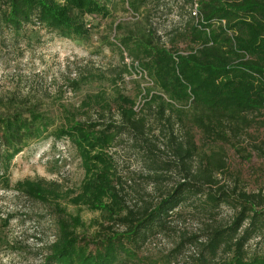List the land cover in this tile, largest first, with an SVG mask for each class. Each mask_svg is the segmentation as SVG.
Masks as SVG:
<instances>
[{"label": "trees", "instance_id": "obj_1", "mask_svg": "<svg viewBox=\"0 0 264 264\" xmlns=\"http://www.w3.org/2000/svg\"><path fill=\"white\" fill-rule=\"evenodd\" d=\"M63 1L0 0V33L16 45L21 40L27 43L37 40L41 29L63 39L88 36L90 25L86 17H108V6L113 0ZM151 2L126 0L135 15L141 14ZM195 4L199 20L189 12L183 27H173L166 33L164 43V34L150 23L135 31H125L124 26L117 25L115 31H123L117 41L168 97L166 102L161 95L152 96L148 104V112L156 113L158 122L166 119L170 123L174 114L181 118L183 112L175 113L174 103H189L191 125L204 141L230 143L264 120V0H184L180 6L191 10ZM155 5L157 9L163 6V0ZM142 16L148 20L144 13ZM182 44L186 46L183 50ZM7 101L4 103L0 97V106L12 104V99ZM156 102L159 110L153 112L152 105ZM15 107H7L9 111L0 116V154L7 168L15 156L31 142L42 139L45 132L43 115L24 103ZM106 111L112 113L110 108ZM118 114L119 123L100 122L106 117L101 113L97 122L69 120L70 126L56 133V139L69 138L84 160L87 175L76 202L95 211H109L110 225H102L89 237L76 232L78 223L73 219L58 222L48 264H175L178 253L154 261L144 251L153 238L171 225L172 219L182 215L183 206L198 198L203 199L202 206L197 208L211 220L220 215L223 206L238 213L229 226L206 233L204 243H191L198 246L192 264H264V255L250 259L246 250L255 237L260 235L264 239V197L229 192L220 186L217 175L227 169L224 155L215 150L212 155L201 153V146L191 133L174 151L181 182L158 203H145L137 210L121 207L123 199L108 150L121 137L130 138L134 148H147V133L155 129L146 114L139 116L134 111L132 100L119 107ZM153 149L156 146L150 144L145 153L152 157ZM152 164L150 171L157 175L172 173L175 166ZM160 178L154 180L158 182ZM24 184L19 188L27 198L47 199L42 183ZM57 187L53 184L52 190L56 192Z\"/></svg>", "mask_w": 264, "mask_h": 264}, {"label": "rangeland", "instance_id": "obj_2", "mask_svg": "<svg viewBox=\"0 0 264 264\" xmlns=\"http://www.w3.org/2000/svg\"><path fill=\"white\" fill-rule=\"evenodd\" d=\"M156 1L152 0L141 14L135 15L126 0H113L108 6V17H86L89 34L80 38L63 39L41 29L37 40L31 43L21 40L16 45L0 33V97L4 103L12 99L7 107L17 109L15 105L24 103L45 117L42 139L31 142L11 160L8 168L0 154V264H48L49 247L56 240L57 223L62 220L73 219L78 223L76 232L89 237L102 225H110L109 211H95L76 202L87 175L84 160L69 138L56 139V133L69 127V120L94 123L99 121L101 113L106 117L100 122L119 123V107L127 100L133 101L139 116H148L149 124L155 129L147 133L148 147L153 144L156 149L154 156H148L147 146L134 148L130 138L121 137L108 150L123 209L137 210L145 203H158L181 182L174 151L178 143L186 142L189 133L196 137L201 153L212 155L211 151L215 150L224 155L227 169L217 175L220 186L229 192L264 197V120L238 139L223 144L204 141L201 133L192 127L189 103H174L173 111L183 113L181 118L174 114L170 123L166 119L158 122V115L148 112L152 96L161 95L166 102L169 99L119 45L117 39L123 31L115 28L120 24L125 31H135L150 23L165 36L173 27H183L190 11L180 6L184 0H163V6L158 9ZM221 24L225 27L226 22ZM162 41H167V36ZM185 47L182 44L180 49ZM158 105L159 102L152 105L153 112H158ZM7 107L0 106V116L9 111ZM109 108L111 114L106 111ZM152 162L175 166L172 173L157 175L150 171ZM159 176L158 182L154 180ZM27 182L42 183L47 199L42 202L27 198L19 188ZM53 184L58 186L56 192L52 190ZM201 199H191L183 206L182 215L172 219L171 225L147 244L144 255L159 261L178 253L175 264H192L198 246L191 243H204L206 233L229 226L238 213L223 206L220 215L211 220L197 208L202 206ZM262 241L259 235L249 242L246 250L250 259L264 255Z\"/></svg>", "mask_w": 264, "mask_h": 264}, {"label": "built area", "instance_id": "obj_3", "mask_svg": "<svg viewBox=\"0 0 264 264\" xmlns=\"http://www.w3.org/2000/svg\"><path fill=\"white\" fill-rule=\"evenodd\" d=\"M191 12V16L195 17L197 20H199L200 18V13H199V8H198V4H195L191 10L189 11Z\"/></svg>", "mask_w": 264, "mask_h": 264}]
</instances>
